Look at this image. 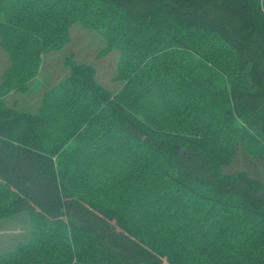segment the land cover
Returning a JSON list of instances; mask_svg holds the SVG:
<instances>
[{
  "label": "trees",
  "instance_id": "trees-1",
  "mask_svg": "<svg viewBox=\"0 0 264 264\" xmlns=\"http://www.w3.org/2000/svg\"><path fill=\"white\" fill-rule=\"evenodd\" d=\"M0 47V264H264V0H0Z\"/></svg>",
  "mask_w": 264,
  "mask_h": 264
},
{
  "label": "rangeland",
  "instance_id": "rangeland-1",
  "mask_svg": "<svg viewBox=\"0 0 264 264\" xmlns=\"http://www.w3.org/2000/svg\"><path fill=\"white\" fill-rule=\"evenodd\" d=\"M87 48H91L88 47L89 45H91V43H87V45L85 43H83ZM73 52H77L79 55H81V50L83 52L82 49V43H80L77 40H74V43L71 46V49ZM69 50V51H70ZM85 50V48H84ZM62 51V50H61ZM67 51V52H69ZM93 54H94V50L88 49L86 50V54H85V59L86 60H92L93 58ZM96 63L98 65H100V69L98 72V78L100 79V81L105 84V85H109L110 88H117V84L118 82H115V84H108V79L111 77L112 73H113V67H114V59L112 56H105L104 58H101L99 60H96ZM108 64V66L106 67V65ZM8 65V58L6 53L3 51V49L0 47V73L3 71L4 68H6V66ZM43 80V75L42 73L39 74V76H37V78L35 80H33V82L31 83L30 86L33 87V89H37L40 85L41 82ZM115 85V86H114ZM24 101H25V106L23 107L25 110H31L34 111L35 110V106H30L28 103V101H33V104L36 105V100H39V96H41V93L38 94L37 96L34 95L33 93L24 95ZM29 97V98H28ZM23 97L20 99L22 100ZM29 99V100H28Z\"/></svg>",
  "mask_w": 264,
  "mask_h": 264
}]
</instances>
